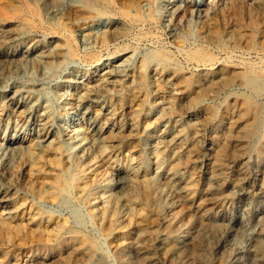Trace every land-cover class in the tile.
<instances>
[{
    "label": "rangeland",
    "instance_id": "obj_1",
    "mask_svg": "<svg viewBox=\"0 0 264 264\" xmlns=\"http://www.w3.org/2000/svg\"><path fill=\"white\" fill-rule=\"evenodd\" d=\"M42 1L50 4L40 20L0 16V51L39 50L0 68V189L8 198L0 203V264H254L249 255L264 243V81L247 67L264 61V0H202L201 16L188 4L180 23L169 0ZM23 2L0 0V7L12 15ZM115 23L119 41L110 32ZM210 30L219 33L207 40ZM66 36L74 41L72 58L63 57ZM105 67L120 74L98 86L107 87L100 104L111 112L115 142L87 144L86 158L76 137L59 135L64 155L55 143L40 146L52 122L38 119L60 123L75 90L83 94L90 78L104 79ZM140 72L146 88L126 101ZM196 81L207 89L201 97L189 91ZM86 106L98 114L95 103ZM253 113L262 120L254 127ZM173 130L175 146L167 137ZM15 131L29 140L10 154L6 138ZM119 173L129 176L124 183ZM61 176L68 182L62 190ZM78 177L87 185L81 193ZM227 233L231 246L220 244ZM172 241L183 253L168 249ZM255 264H264V252Z\"/></svg>",
    "mask_w": 264,
    "mask_h": 264
},
{
    "label": "bare ground",
    "instance_id": "obj_2",
    "mask_svg": "<svg viewBox=\"0 0 264 264\" xmlns=\"http://www.w3.org/2000/svg\"><path fill=\"white\" fill-rule=\"evenodd\" d=\"M184 1L186 0H182L181 2H179V0H169V3L173 4V8L172 10H174V18L177 22H182V14L183 11L185 9V7H187V5H191V8L194 7L195 11H196V15L201 16V14L203 13V11L205 10L204 7H202L200 5L202 0H187L189 3H184ZM218 2L220 0H217ZM39 3V2H38ZM109 3V2H108ZM184 3V4H183ZM50 3H47V1H42L41 0V5L38 6L37 3H33L31 0H24L23 2V6L21 9L16 10L15 14L10 15L9 13H7V11H5L4 9H2L0 7V16H2L3 18L6 19H12L15 18V16H18L20 14H28L30 16L29 19L31 20H40L42 18V13L44 10L47 9L48 5ZM54 7V6H53ZM261 12H264V5L261 8ZM194 12V11H192ZM184 15V14H183ZM198 16V17H199ZM203 17V16H202ZM244 17H246V20L248 21V24L252 27L256 26V17L254 14L252 13H245ZM17 20V19H16ZM102 27V26H101ZM104 27H102L103 29ZM118 25L117 23H115L111 28H110V32H111V36L113 38V40L115 41H119L120 38L123 37L122 34L118 33ZM218 31L217 30H210V32L208 33V38L207 40H211L214 37L218 36ZM113 34V35H112ZM177 35V33H176ZM74 39V38H73ZM83 40V38H82ZM89 40V39H88ZM152 41V40H151ZM74 41H72V39L69 36L64 37V44H65V54L63 57L65 58H72L76 55V50L73 44ZM82 42V41H81ZM83 44V43H82ZM8 45V44H7ZM6 45V47H7ZM63 45V44H62ZM85 45V44H84ZM111 47V46H110ZM204 47V46H203ZM263 51H264V47H263ZM39 52V50H37L35 47L31 46L30 44H25L22 49H15V48H10V49H4L0 51V68L3 65H6L7 63H12L13 61H15L16 59H18L19 57H22L24 55L27 54H32L33 56H35L34 54H37ZM205 54V55H204ZM202 54V56L204 55V57L206 56L207 53ZM210 55V53H208ZM208 56V55H207ZM206 56V57H207ZM26 57V56H25ZM211 57V56H210ZM209 57V58H210ZM27 58V57H26ZM264 60V59H263ZM116 64V63H115ZM118 66V65H117ZM116 66V67H117ZM4 67V66H3ZM107 68V70H103V74H104V79H94V78H90L89 79V83L86 84V86H84L85 88H83L82 90H85V92L83 94H78L79 93V89L75 90L76 93L71 95L70 99H73V97L77 96V100L74 104H71L70 102H66L65 103V112L66 115L65 117L62 119V121L60 123H55L54 120L50 119V117H40V119H38L41 122H38V124L40 125H46L51 124L52 122V130L48 131L47 133L43 134L42 138H41V144L40 146H45V145H50L51 143H55V149H57V151H59L62 155H64V151L66 150V148L63 146L62 141L58 140L59 135H63V136H69L70 138H74L76 137V143H78L79 145H84L83 146V150L82 153L83 155L86 157H89L90 151H89V147H85L87 144L90 147H94L97 146V148L101 149L104 146V143L107 142H115V138H116V134L114 131V127H112L109 123V115L111 114L110 110L108 108H105L104 106H101L100 101L102 100L103 97V93L104 91L107 90L106 85H104L103 91L98 90V86L99 84L103 83V84H112L115 79H117L118 76H120V74H118L115 70H111L109 69L110 67H105ZM123 68V67H122ZM248 70L249 73L255 77V79H260L264 81V61L262 63L259 64H251L248 65ZM152 70V69H151ZM122 71V70H121ZM195 71V70H194ZM123 72V71H122ZM248 73V72H247ZM124 74V73H123ZM122 75V74H121ZM97 76H99V73H97ZM219 78V77H218ZM182 79L184 80V83H186V85H191L193 83V81L186 76V74L184 73L182 76ZM94 81H99L98 84L94 83L91 84ZM203 80V79H202ZM195 81V80H194ZM192 82V83H191ZM82 83V82H80ZM117 84V82H116ZM215 84V80L213 78H209L207 81V87H212ZM84 85V84H83ZM82 86V85H81ZM112 86V85H111ZM116 86V85H115ZM146 86V75L143 72H140L138 79H137V83H136V88L133 92H131V95L128 98H124L126 101H136L138 98H140V96L142 95L141 93L145 90ZM69 87V86H68ZM76 87V86H75ZM114 87V86H113ZM254 87V86H253ZM109 88V87H108ZM112 88V87H111ZM188 89V88H187ZM257 89V88H255ZM125 90V89H124ZM206 88L202 87L201 85H199L198 81H196L195 84H193L190 87V93L193 94L195 97H201L205 92H206ZM260 90V87H259ZM114 91L119 92L120 90H117L116 87H114ZM125 92V91H124ZM70 93V92H69ZM64 95V94H63ZM114 95V93H113ZM118 95V94H117ZM122 95V94H121ZM120 95V96H121ZM66 96V95H65ZM115 96V95H114ZM70 97V95L68 96ZM6 101V100H5ZM73 101V100H72ZM122 102V101H121ZM95 103V107L98 108V114H96L92 108H90L89 106H86V104L89 105H93ZM120 103V102H119ZM121 104V103H120ZM107 106V105H106ZM120 106V105H119ZM94 107V106H93ZM121 107V106H120ZM176 110V109H175ZM192 110V109H191ZM156 111V110H155ZM174 112V111H173ZM188 112V111H187ZM192 112V111H190ZM175 113V112H174ZM188 114V113H187ZM185 116V115H184ZM187 116V115H186ZM120 117V116H119ZM183 117V116H182ZM3 118V117H2ZM112 118V117H111ZM113 119V118H112ZM165 119V118H164ZM201 120V119H200ZM194 121V120H193ZM262 122V120H260ZM259 118L256 114H252L251 116V123L254 127V125L260 123ZM43 122V123H42ZM195 122V121H194ZM218 125V123L216 124V126ZM116 127V126H115ZM38 128V127H37ZM41 128V127H40ZM204 128V127H202ZM253 129V128H252ZM41 130V129H40ZM49 130V129H48ZM196 130V128H195ZM30 131V130H29ZM32 131V130H31ZM43 131V130H42ZM122 131V130H121ZM154 131V130H153ZM31 134V133H30ZM123 134V133H122ZM135 134V133H134ZM180 134V133H179ZM81 138H79V136H82ZM119 135V134H118ZM128 135V134H127ZM137 135V134H136ZM152 135V134H151ZM183 135V134H182ZM194 135V134H193ZM192 135V136H193ZM248 136L251 135V131L249 133H247ZM135 136V135H134ZM211 136V135H210ZM41 137V136H40ZM39 137V138H40ZM133 137V136H132ZM170 139L171 145L175 146L177 145V141H178V133L176 131H170L168 132V136ZM127 138V137H126ZM7 149L8 152L14 153L16 152L18 149L22 148L23 145L26 143L27 140H29L28 138H26L24 136V133H19L18 131H15L13 133L10 134V136H8L7 138ZM181 139V138H179ZM36 140V139H35ZM3 143V141H1ZM67 142V141H66ZM72 143V142H71ZM77 144V145H78ZM110 144V143H109ZM113 144V143H112ZM39 145V144H38ZM73 145V144H72ZM92 145V146H91ZM106 145V144H105ZM108 145V143H107ZM122 145V144H121ZM120 145V146H121ZM153 145V144H152ZM52 146V145H51ZM49 146V147H51ZM69 146V144H68ZM71 146V145H70ZM69 146V148H70ZM75 146V145H74ZM73 146V147H74ZM116 146V145H115ZM155 146V145H154ZM169 146V144H168ZM106 147V146H105ZM264 147V145H263ZM43 148V147H42ZM78 148V147H77ZM111 148V147H110ZM137 148V147H135ZM210 148V147H209ZM68 149V148H67ZM117 149V148H116ZM131 149V148H130ZM71 150V149H70ZM69 150V151H70ZM72 150H74L72 148ZM81 150V148H80ZM106 150V148H105ZM115 150L112 149L111 153ZM101 151V150H100ZM118 151V149H117ZM152 151V150H151ZM252 151V150H251ZM73 152V151H72ZM71 152V153H72ZM103 152V151H102ZM132 152V151H131ZM178 152V151H177ZM69 153V152H68ZM67 153V154H68ZM80 153V152H79ZM91 153H93L91 151ZM100 153V152H99ZM117 154V153H116ZM57 155V154H56ZM69 155V154H68ZM67 155V156H68ZM71 155V154H70ZM82 155V154H81ZM96 155V154H95ZM99 156L101 154H98ZM109 155V154H108ZM61 156V155H60ZM75 156V155H74ZM77 156V155H76ZM80 156V155H79ZM110 156L112 157V155L110 154ZM185 156V155H184ZM54 157V156H53ZM72 157V155H71ZM78 157V156H77ZM91 157V156H90ZM97 157V156H96ZM95 157V158H96ZM107 157V156H106ZM114 157V156H113ZM64 158V157H63ZM68 158V157H67ZM65 158V159H67ZM75 158V157H73ZM94 158V157H93ZM102 158V157H101ZM110 158V157H109ZM116 159V157H114ZM201 159V158H200ZM263 159V156H262ZM63 160V159H62ZM68 160V159H67ZM74 160V159H72ZM89 160H94V159H89ZM66 161V160H63ZM1 162V159H0ZM72 162V161H71ZM87 162V161H86ZM94 162V161H93ZM204 162V161H203ZM2 163V162H1ZM60 163V162H59ZM63 163V162H62ZM65 163V162H64ZM79 163V162H78ZM99 163V162H98ZM193 163V162H192ZM222 163V162H221ZM67 164V162H66ZM85 164V163H84ZM91 164V163H90ZM104 164V163H103ZM58 165V164H57ZM95 165V164H94ZM149 165V164H148ZM147 164L144 165V167L148 166ZM83 166V165H82ZM138 166V165H137ZM203 166V165H202ZM232 166V165H231ZM81 167V166H80ZM84 167V166H83ZM155 167V166H154ZM62 168V167H61ZM86 168V167H85ZM92 168V167H90ZM89 169V168H88ZM98 169V168H97ZM57 170V169H56ZM64 170V168H63ZM77 170V169H76ZM86 170V169H85ZM82 171V170H81ZM95 174L99 173V170L94 171ZM101 172V171H100ZM154 172V171H153ZM2 173V172H1ZM0 173V174H1ZM79 173V172H78ZM77 173V174H78ZM130 173V172H129ZM66 174V173H65ZM64 174V175H65ZM86 174V173H85ZM106 174V172H105ZM99 175V174H98ZM101 175V174H100ZM201 175V174H200ZM60 176V175H59ZM132 176V175H130ZM159 176V175H158ZM215 176V175H213ZM72 177V175H71ZM76 177V176H75ZM83 177V176H82ZM95 177V176H94ZM119 180L120 183H124L125 180L127 179L125 173H119ZM117 177V178H118ZM212 177V176H211ZM67 178V177H66ZM74 178V177H73ZM96 178V177H95ZM1 179V177H0ZM53 179V178H52ZM77 179H80V177H78ZM99 179V178H98ZM102 179V178H100ZM108 179V178H107ZM65 177H59L56 184L57 187L60 188V190H62V186L65 185ZM106 180V179H104ZM93 181V178H92ZM210 181V180H209ZM89 182V181H88ZM106 182V181H105ZM179 182V181H178ZM68 183V182H67ZM66 183V185H67ZM49 184V183H48ZM95 184V183H94ZM167 184V183H166ZM65 185V186H66ZM121 185V184H120ZM84 186V183L82 181V179H80V181L78 182V185L76 187L78 193L83 192L82 188ZM87 186V185H86ZM84 186V188L86 187ZM260 186L261 189L260 191H262V194L264 196V170L263 173L261 174L260 177ZM123 187V186H122ZM186 187V186H185ZM93 188V187H92ZM99 188V187H97ZM171 188V187H170ZM58 189V188H57ZM236 189V188H235ZM251 189V188H250ZM170 190V189H169ZM100 191V190H99ZM245 191V190H244ZM60 192V191H59ZM112 192V191H111ZM87 193V192H86ZM102 193V192H100ZM104 193V192H103ZM102 193V195H103ZM98 194V193H97ZM110 194V193H109ZM15 195V194H14ZM105 195V194H104ZM80 196V195H79ZM106 196V195H105ZM166 196V195H165ZM10 197V195H9ZM55 197V196H54ZM168 197V195H167ZM172 197V196H171ZM100 200V197H96ZM103 198V197H101ZM104 199V198H103ZM102 199V200H103ZM229 199V198H228ZM90 200V199H89ZM93 200V199H91ZM90 200V202H91ZM105 201V200H104ZM103 202V201H101ZM0 203H8V198H7V191L5 192L4 190L0 189ZM104 203V202H103ZM102 203V204H103ZM107 203V202H106ZM123 203V202H122ZM127 203V202H125ZM210 203V202H209ZM98 205V204H97ZM123 205V204H122ZM6 206V205H5ZM104 206V205H103ZM177 206V205H176ZM97 207V206H95ZM247 207V206H246ZM92 209V208H91ZM119 209V208H118ZM104 210V209H103ZM249 210V209H248ZM99 214V213H98ZM120 214V213H119ZM118 214V215H119ZM239 214V213H238ZM254 214V213H253ZM111 215V214H110ZM109 215V216H110ZM224 215V214H223ZM241 215V214H240ZM261 215V214H260ZM100 216V215H99ZM103 216V215H102ZM172 216V215H171ZM251 216V215H250ZM98 217V216H97ZM101 217V216H100ZM116 217V216H115ZM122 218V217H121ZM115 219V218H114ZM119 219V218H118ZM102 220V218H101ZM100 220V221H101ZM111 220V217H110ZM164 220V219H163ZM260 220V230L259 232H261V234H264V209H263V213L262 215L259 217ZM113 221V220H112ZM116 221V220H115ZM139 221V220H138ZM111 222V221H110ZM100 223V222H99ZM243 223V222H242ZM257 223V222H256ZM112 224V223H111ZM246 224V223H245ZM226 225V224H225ZM242 225V224H241ZM240 225V226H241ZM161 226V225H160ZM239 226V227H240ZM44 227V226H43ZM175 227V226H174ZM243 227V226H242ZM167 228V227H166ZM172 228V227H171ZM245 228V227H244ZM235 229V228H234ZM241 229V228H240ZM112 230V229H111ZM168 230V229H167ZM194 230V229H193ZM110 232V230L108 231ZM139 232V231H138ZM170 232V231H169ZM189 232V231H188ZM228 232V231H227ZM239 232V231H238ZM106 233V232H105ZM223 233V232H221ZM220 233V234H221ZM236 233V232H234ZM107 234V233H106ZM232 234V233H231ZM231 234L227 233L225 235H223L219 240H220V244L222 245H227L230 243L231 239ZM180 240V239H179ZM218 240V241H219ZM156 241V240H155ZM154 241V242H155ZM193 238L189 239V243H194L193 242ZM85 242V240H84ZM147 244V243H146ZM231 244V243H230ZM229 244V245H230ZM264 244V243H263ZM262 244V245H263ZM189 245V244H188ZM261 245V243H257L255 246V249L251 251L250 253V258L252 259V262L255 264L257 258L259 256L262 255V253L264 252V247ZM184 245H182L180 242L178 241H172L169 245H168V249L169 250H178L180 251V253H183L184 250ZM187 246V245H186ZM231 246V245H230ZM237 246V245H235ZM234 246V247H235ZM233 247V248H234ZM239 247V245H238ZM237 247V248H238ZM192 248V247H191ZM231 248V247H230ZM245 248V247H244ZM186 249V248H185ZM233 250V249H232ZM238 250V249H236ZM234 250V251H236ZM214 251V250H213ZM144 252L143 248H137V253L138 254H142ZM150 252V251H149ZM172 252V251H170ZM239 252V251H238ZM91 253V252H90ZM237 254V253H236ZM234 255V254H233ZM130 258V257H129ZM239 259V258H238ZM121 260V259H120ZM16 262V261H15ZM126 264V263H125Z\"/></svg>",
    "mask_w": 264,
    "mask_h": 264
}]
</instances>
